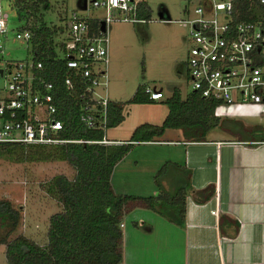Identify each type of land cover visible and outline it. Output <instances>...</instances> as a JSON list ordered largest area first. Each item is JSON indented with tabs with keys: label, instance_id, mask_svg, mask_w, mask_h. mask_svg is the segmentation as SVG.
<instances>
[{
	"label": "rangeland",
	"instance_id": "obj_1",
	"mask_svg": "<svg viewBox=\"0 0 264 264\" xmlns=\"http://www.w3.org/2000/svg\"><path fill=\"white\" fill-rule=\"evenodd\" d=\"M32 1L25 0V3ZM144 1L149 7L147 19L134 22L113 20L107 24L106 89L109 99L121 104L123 113L120 122L106 126L104 133L107 138L127 139L133 128L142 122L160 123L167 111L163 99L174 88L179 90L181 97L190 90L184 63L190 43L186 27L176 20H162L184 18L183 8L187 1ZM1 2L8 16L9 28L5 39L0 37L3 55L8 59H26L30 57L29 42L14 36V31L22 26L23 21L17 18L10 0ZM47 3L48 6L40 11L49 27H57L52 38L54 42L62 37L66 18L72 10L80 14L103 13L101 7L84 9L82 0H47ZM143 85L161 88L162 97L151 102L131 101L133 92ZM216 113L219 123L211 130L213 135L219 132L235 136L264 134V104L220 105ZM167 136L163 131L156 141L134 142L123 158L114 163L109 183L115 193L151 195L152 189L156 188L154 173L166 161L163 160L164 149L169 144L159 139ZM47 145L39 149L47 151ZM36 148L23 145L6 149L4 144H0V198L9 199L20 211L18 224L13 230L8 232L6 226L0 224V264H5L6 242L18 234L38 244L46 242L48 217L61 209V203L48 189V182L55 173L68 178L74 174L72 165L63 159L22 157ZM159 178H164V174ZM165 179L170 180L168 176ZM123 218L131 230V245L127 248L135 257L136 264H164L169 255H175L177 245L182 248L179 232L168 235L172 229H179L177 224L159 212L138 206ZM166 241H170L169 245Z\"/></svg>",
	"mask_w": 264,
	"mask_h": 264
},
{
	"label": "built area",
	"instance_id": "obj_2",
	"mask_svg": "<svg viewBox=\"0 0 264 264\" xmlns=\"http://www.w3.org/2000/svg\"><path fill=\"white\" fill-rule=\"evenodd\" d=\"M139 0H82L84 9L101 7L103 13L66 18L56 53L61 58V83L77 104L78 120L102 131L99 139H67L57 116L54 80L44 73L39 59H8L0 41V143L60 141L113 142L106 137L108 103L107 24L113 20L143 21L136 15ZM184 18L189 47L184 59L190 90L220 105L264 104V0H186ZM7 14L0 0V37H6ZM103 22V28L100 23ZM28 41V29L14 31ZM147 97L157 100L162 91L143 85ZM216 213V209H211ZM123 225L122 222L119 223Z\"/></svg>",
	"mask_w": 264,
	"mask_h": 264
},
{
	"label": "trees",
	"instance_id": "obj_3",
	"mask_svg": "<svg viewBox=\"0 0 264 264\" xmlns=\"http://www.w3.org/2000/svg\"><path fill=\"white\" fill-rule=\"evenodd\" d=\"M10 2L15 7L17 18L23 21L20 29L30 32L28 42L31 57L41 60L45 75L54 80L57 116L63 122L58 134L67 139H99L102 131L88 128L78 120L77 104L61 83L62 62L55 52L60 40H52L57 27H49L40 11L48 6L47 0H34L29 4L25 0ZM136 15L148 18L149 7L144 0L137 2ZM130 100L153 101L140 86ZM163 102L167 111L160 123L142 122L123 141L0 143L6 149L32 145L37 148L22 157L38 159L53 156L66 160L74 168L71 178L55 173L48 182V189L61 203V209L48 217L46 242L38 244L22 234L14 236L5 245V264H117L122 258L119 223L125 211L133 205L155 210L176 224L183 223L186 193L193 192L203 199L212 191L209 185L194 189L189 181L190 170L185 165L164 161L154 173L156 192L151 195L115 193L109 183L114 163L134 142L158 140L166 128L180 129L185 139L203 140L206 133L219 123V117L214 113L215 102L202 98L193 90L181 97L179 90L174 88ZM122 119L121 104L110 101L107 126L116 125ZM46 144H49L47 151L39 149ZM161 174H164V178L158 179ZM167 176L169 181L165 179ZM205 189L208 190L204 193ZM19 213V209L9 199L0 198V224L6 226V231L13 230L18 224Z\"/></svg>",
	"mask_w": 264,
	"mask_h": 264
},
{
	"label": "crops",
	"instance_id": "obj_4",
	"mask_svg": "<svg viewBox=\"0 0 264 264\" xmlns=\"http://www.w3.org/2000/svg\"><path fill=\"white\" fill-rule=\"evenodd\" d=\"M214 128L203 140L185 139L178 128H166L168 136L159 139L169 143L163 160L185 165L194 189L209 185L212 190L203 199L186 193L183 223L168 234L179 232L182 248L177 245L175 255H169L164 264H264V134L213 135ZM155 192L154 188L151 194ZM138 206L145 207L130 206L124 215ZM123 217L122 258L117 264H136L127 248L131 230Z\"/></svg>",
	"mask_w": 264,
	"mask_h": 264
},
{
	"label": "water",
	"instance_id": "obj_5",
	"mask_svg": "<svg viewBox=\"0 0 264 264\" xmlns=\"http://www.w3.org/2000/svg\"><path fill=\"white\" fill-rule=\"evenodd\" d=\"M84 1V0H83ZM159 15H160V13H159ZM100 28L102 29L103 28V22L101 21V23H100Z\"/></svg>",
	"mask_w": 264,
	"mask_h": 264
}]
</instances>
